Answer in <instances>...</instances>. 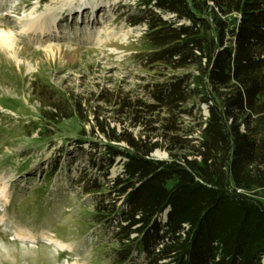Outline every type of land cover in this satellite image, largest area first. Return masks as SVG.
<instances>
[{
    "label": "trees",
    "instance_id": "obj_1",
    "mask_svg": "<svg viewBox=\"0 0 264 264\" xmlns=\"http://www.w3.org/2000/svg\"><path fill=\"white\" fill-rule=\"evenodd\" d=\"M138 5L139 14L125 13L131 25L146 26L149 48L136 57L157 78L167 70V78L148 89L154 104L107 90L98 100L117 106L133 126L143 110L163 109L170 132L180 128L177 111L191 112L190 101L205 103L199 135L172 137L188 154L157 159L158 142L125 126L118 131L99 106L88 110L83 98L39 91L50 106L44 120L76 117L106 139H85L82 129L74 140L83 151L89 144V164L105 179L118 158L122 164L108 181L110 191L95 196L94 219L105 221L116 239L109 258L116 264H264V0ZM87 175L78 179L86 191L101 188L96 177L86 183Z\"/></svg>",
    "mask_w": 264,
    "mask_h": 264
},
{
    "label": "rangeland",
    "instance_id": "obj_2",
    "mask_svg": "<svg viewBox=\"0 0 264 264\" xmlns=\"http://www.w3.org/2000/svg\"><path fill=\"white\" fill-rule=\"evenodd\" d=\"M128 11L140 13L138 0H0V264H116L109 258L116 248L112 230L94 219L95 196L110 191L108 181L122 164L118 158L109 167L108 179L92 167L89 144L83 151L74 140L82 129L85 139H106L76 117L44 120L50 106L41 89L83 98L88 110L99 106L118 131L125 126L158 142L157 159L188 154L174 135H199L208 109L198 100L188 102L191 112L175 113L180 128L171 132L163 109L143 110L133 126L117 106L98 100L107 90L154 104L148 89L167 78V70L157 78L138 62L149 48L146 26L131 25ZM43 18L51 21L45 34L30 26ZM3 35L14 39L13 49ZM86 171V183L96 177L101 188L85 190L78 179Z\"/></svg>",
    "mask_w": 264,
    "mask_h": 264
},
{
    "label": "bare ground",
    "instance_id": "obj_3",
    "mask_svg": "<svg viewBox=\"0 0 264 264\" xmlns=\"http://www.w3.org/2000/svg\"><path fill=\"white\" fill-rule=\"evenodd\" d=\"M50 24H51V21L48 18H43V19H41L39 21L32 20L30 26L33 27L34 30H40L43 34H45L46 32H48V30H49L48 26ZM2 41H3V43L8 44L9 47H11L12 49L15 46L14 39L12 38V40H11L10 36L6 37V36L3 35V40Z\"/></svg>",
    "mask_w": 264,
    "mask_h": 264
}]
</instances>
